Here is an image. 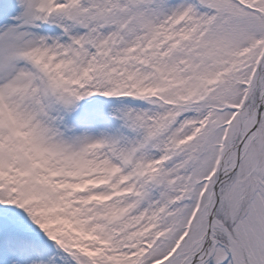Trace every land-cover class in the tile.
Instances as JSON below:
<instances>
[{"label":"snow or ice","instance_id":"snow-or-ice-1","mask_svg":"<svg viewBox=\"0 0 264 264\" xmlns=\"http://www.w3.org/2000/svg\"><path fill=\"white\" fill-rule=\"evenodd\" d=\"M0 264H264V0H0Z\"/></svg>","mask_w":264,"mask_h":264}]
</instances>
